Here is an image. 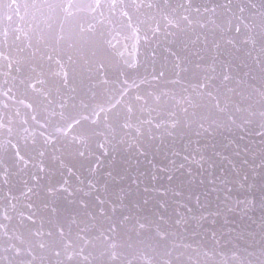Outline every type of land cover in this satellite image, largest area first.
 Instances as JSON below:
<instances>
[{
	"label": "snow or ice",
	"instance_id": "1",
	"mask_svg": "<svg viewBox=\"0 0 264 264\" xmlns=\"http://www.w3.org/2000/svg\"><path fill=\"white\" fill-rule=\"evenodd\" d=\"M246 11L252 15L245 16ZM217 20L228 31L247 30L245 43L259 44L262 56L256 60L253 82L240 77L229 87L225 82L234 80L229 73L222 75L220 84L208 72L202 77L194 74L196 82L183 88L177 99L162 85L180 83L181 72L188 68L181 66L175 53L171 68L165 63L157 67L158 53L151 44L162 32L179 38L199 27L201 34L193 44L206 47L208 25L221 28ZM141 41L143 60L137 58ZM121 63L136 70L135 78ZM111 69L114 79L108 75ZM169 72L177 79L170 80ZM70 77L72 82L88 81V92L81 95L70 86ZM98 96H103L102 102ZM221 115L227 118L225 124L237 128L256 125L250 130L261 144L242 149L238 145L234 151L236 156L243 153V164L253 172L259 170V180L248 185L253 199L237 203L244 205L245 214L257 207L264 213V0L259 6L251 0L243 6L225 0L211 7L196 0H0V264H227L217 259L223 252L214 246L205 245L203 250L169 245L181 227L194 233L197 225L203 228L206 216L188 217L193 210L184 205L186 214L176 212L166 226L165 215L140 213L149 199L132 203L123 189L111 192L107 180L101 184L96 178L101 156L117 145L126 144L147 157L157 140L163 144L166 137L175 140L194 131L197 136L215 131L213 125L221 126ZM69 149L88 161V177L82 179L65 162ZM190 158L191 152L183 157ZM49 160L61 169V179L55 183ZM170 163L172 168L158 169L151 180L158 181L163 173L173 181V170L185 165L177 168L175 161ZM106 175L113 181L117 176L124 179L111 171ZM248 179L246 174L240 182L246 184ZM131 180L137 186L141 183L139 177ZM41 189L46 199L37 203L34 197ZM170 191L176 197L183 195L163 184L143 188L144 193L161 197L157 204L163 210L168 207L163 197ZM61 194L74 206L64 213L55 206ZM196 202L200 204L199 196ZM237 244L243 248L239 254L233 249V264H264V216L259 231L252 228L241 234Z\"/></svg>",
	"mask_w": 264,
	"mask_h": 264
},
{
	"label": "water",
	"instance_id": "2",
	"mask_svg": "<svg viewBox=\"0 0 264 264\" xmlns=\"http://www.w3.org/2000/svg\"><path fill=\"white\" fill-rule=\"evenodd\" d=\"M196 2L211 7L216 3H224L225 0H196ZM233 2L243 6L248 4L250 0H233ZM251 2L259 6L261 0H251ZM244 15L251 16L252 13L246 11ZM217 23L221 24V28H214L211 24L208 25V44L206 47L201 42L193 44L196 35L201 34L199 27H196L194 32L190 30L187 35H181L179 38L173 35L166 36L162 32L151 44V47L155 48L158 53L157 67L160 63H165L171 68L176 56H178L181 60V66L188 68L187 72H181L180 83L162 85L165 90L175 94L177 99H179L183 88L189 87V83L194 84L196 82L194 74L202 77L205 72H208V74L216 78L215 83L220 84L222 75L229 73L234 78L232 82H225L228 83L229 87H234L235 79L240 77H243L246 82H253L251 76L256 75L258 72L256 60L262 56L259 44L253 47L251 42L245 43L249 35L247 30L242 28L240 33H236L234 29L228 31L227 25L222 20H217ZM229 40L233 43L229 44ZM214 43H219V49L213 47ZM138 48L137 58L143 60L145 52L143 41L138 45ZM121 50L123 51V49ZM129 51H125L126 58L129 55ZM193 52H199V56L192 55L191 53ZM172 53H175L176 56H173ZM196 64H200V68H196ZM53 67L55 70V66ZM120 67L124 68L125 71L135 78L136 70L127 69L122 63ZM213 67L215 72L211 71ZM250 68L254 69L251 73L249 72ZM139 72L141 75L143 74V67H139ZM245 73H249V75H245ZM108 75L114 79L115 69H111ZM168 76L170 80L177 79L173 72H169ZM256 83L258 86V81ZM70 86L77 87L80 94L83 95L88 92L91 84L88 81L81 84L79 79L72 82L70 77ZM142 87L147 88L148 86L142 85ZM95 91L100 92L101 90L95 89ZM88 94L91 95L90 92ZM184 94L187 95V93ZM98 100L102 102L103 96H98ZM226 119V116L221 115L218 119L221 126L216 128L213 125L215 131L209 129L211 134L201 132L197 136L194 131L188 135L177 137L175 140L166 137L163 144H161L160 140H157L148 149L147 157L138 156L135 149L129 148L126 144L117 145L116 149L111 151L109 155L101 156V166L98 169L96 178L101 184L107 180L111 192L120 193L121 189H123L128 193V200L132 203L139 202L142 204L143 199H149V204L139 209L140 213L148 216H151L152 213L163 214L168 220V225L166 226L172 224V220L176 218V212L181 215L186 214L184 205L193 210L192 213H187L188 217L193 214L197 217L200 215L206 216L208 219L206 222H202L204 224L203 228L197 225L194 233L191 230L185 231L181 227L179 234L172 237L169 245H191L192 249H196L199 246L203 250H207L204 247L205 245L208 248L214 246L217 251L222 250L223 252V256L217 259H222L227 264H233V249H236L237 254H239L243 248L242 244H237V238L241 234H247L252 228H255L258 232L261 217L264 216L259 207L255 210L249 209L247 214H245L244 205L237 203L245 199H253L252 190L249 189L248 185L259 180V170L253 172L250 165H244L245 156L243 153L240 156H236L234 150L238 145L241 149L245 145L256 148L261 144V139L250 130L255 128L256 125H250L246 129L237 128L230 124H225ZM205 127H208V125L205 124ZM189 140H191L190 145ZM194 149L196 151H193ZM190 152L192 153V158L185 161L183 157ZM174 153H179V155ZM96 155H100V152L97 151ZM64 158L67 164L74 166L77 175L82 179L89 176L87 170L88 161L80 160L71 154L70 149L65 152ZM91 159L92 162H95L94 157ZM171 161H175L177 168L180 164L185 165L179 171L173 170V181L169 182L163 173L158 174V181H152L151 175L157 173L158 169L173 167L170 163ZM47 163L50 168L51 182L55 183L61 179V169L58 168L54 161L49 160ZM109 171L113 172L114 176L119 173L124 176V179L121 180L117 176L116 180L113 181L106 175ZM237 172L239 176L236 175ZM246 174L249 179L246 184H242L240 181ZM134 177L140 178L141 183L139 186L132 183L131 178ZM221 178L227 183H222ZM70 181L75 186V179L70 178ZM160 184L183 193L182 196L176 197L170 191L166 197H163V199L168 200L166 210L159 208L157 200L161 199V197L156 193L143 192L145 186L156 185L158 187ZM226 189H230V191ZM197 196L200 197V204L196 202ZM34 199L37 203L45 200V191L41 189L39 196L34 197ZM55 206L58 207L61 213L74 207L64 199L63 194L56 199ZM218 209L219 214H216ZM133 211H136V209H133ZM170 230L176 232L175 228ZM213 231L217 234L215 238L212 236Z\"/></svg>",
	"mask_w": 264,
	"mask_h": 264
}]
</instances>
